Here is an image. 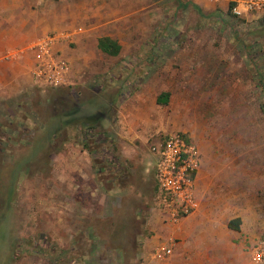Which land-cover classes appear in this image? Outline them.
Returning <instances> with one entry per match:
<instances>
[{
  "label": "rangeland",
  "instance_id": "374dc122",
  "mask_svg": "<svg viewBox=\"0 0 264 264\" xmlns=\"http://www.w3.org/2000/svg\"><path fill=\"white\" fill-rule=\"evenodd\" d=\"M12 4L15 39L2 61L30 58L34 65L35 43L62 34L51 25L57 10L79 8L72 19L84 37L69 42L80 62L74 85L34 83L1 93L0 264H174V254L159 253L165 246L203 264H259L251 249L264 238V91L257 83L264 74V21L246 22L227 8L199 13L176 0H0L2 18ZM92 4L101 13L96 27L87 16ZM2 18L0 36L8 32ZM104 36L120 44L118 55L98 48ZM144 88L168 92L169 102L159 106L165 131L149 145L154 155L167 134L181 132L196 140L203 164L212 167L213 184L221 187L213 199L226 205L215 223L217 244L203 232L194 238L198 244H167L165 232L164 244H144L158 217L156 157L148 173L126 161L116 175L106 158L121 160L110 132ZM151 112L155 128L159 115ZM87 119L93 124L81 127ZM84 129L94 138L90 149L100 146L97 155L84 146ZM73 149L90 154L95 178L83 180L87 187H77L71 167L63 168ZM239 212L245 218L235 239L227 220ZM195 223L186 218L176 225Z\"/></svg>",
  "mask_w": 264,
  "mask_h": 264
},
{
  "label": "crops",
  "instance_id": "0c3cea01",
  "mask_svg": "<svg viewBox=\"0 0 264 264\" xmlns=\"http://www.w3.org/2000/svg\"><path fill=\"white\" fill-rule=\"evenodd\" d=\"M190 1L203 12L216 11L218 9H226V8L229 11L230 6L232 5L233 7V5L235 4V0H190ZM27 10H30L29 13H31L32 11L31 8H26L24 11L27 12ZM68 11H69L68 13H64L62 10L55 11L56 14L53 15L52 17L54 19V24H51L50 21L47 22L46 24H49V26L55 25L56 27L59 28V31L63 34V36H65V39L64 38L61 39L60 48L62 51V55L65 58H67V60L70 61L73 68L74 77L76 78L75 76L77 72L76 64L77 63L80 64V62L75 58L76 56L72 53V49L69 46V42L81 41V38L84 37L83 36L84 33L81 31L80 28L77 29L72 19L74 17L77 18L80 16V9L74 8L73 10L69 9ZM65 14L69 15V17L65 18ZM88 14L89 15L87 16H89L90 19L89 22L93 21L92 25H95L96 27L101 20L100 19L101 17L99 19H96V15L101 14L99 13V8L94 7L92 4L91 7H89ZM105 17H106L105 19H108L110 16L109 17L105 16ZM0 18L2 17L0 16ZM240 18L246 22H250V23L254 22L256 24L257 23L262 24V22L264 21V12L244 13L243 17ZM14 19H15V5L12 4V6L9 7L6 15L2 18L1 21L3 24L8 25V29H7L8 32L7 34H3L2 36H0V56L3 54V50L5 49V47L7 46L6 48H9L11 44H13L12 41L15 39L14 30L12 27V25L15 23ZM64 19L68 21L65 23L63 22ZM32 67H33V59L30 58L28 60L27 59L23 60L21 57L15 60L13 59H9L7 61L0 60V96L1 93L5 95H9V94L11 95L12 93L15 94L16 91L22 92V90L25 88H31L35 83L32 75ZM162 94L161 92L154 93L153 91L144 88L139 93H136L135 97L129 99V101L132 100L134 101L132 102L128 110L124 108L126 104L121 109L119 113V126L117 127V129H114L113 132H110V136L113 137L114 139L115 149L118 153H120L121 160L120 159L116 160L112 153H111L112 156H110L109 154V157H106L110 165L109 166L110 170L114 169L112 170L114 172L113 173L114 175L117 174L115 172H117L120 169V167H124V164H127V162L129 161H133L136 165V168L138 169L141 168L140 173L142 174L148 173V171L150 170V166H152L154 157L156 156L154 155L153 148L150 147L149 145L152 143H157L156 142L157 139L154 138L155 133L165 131L163 125L160 122V120H162V117L160 115L161 113L159 106L163 104L158 102V99L159 97L160 98L162 97L161 96ZM152 110L159 115V120H155L157 128L152 127L151 124V122H153L152 119L150 118ZM200 150L202 149L200 148ZM76 151L77 150L72 152L71 161H70L71 165L63 168L71 167V171L73 173L72 176L74 179L73 181L77 187H80V185L86 186V183L83 182V180L86 177L92 176L93 178H95V174L93 173L92 170L93 169L92 161L89 156L90 154H86L87 155L86 157L83 151H78V152ZM201 153H202V159L196 176V195L198 200V208L193 214L185 218H182V219L188 218V222L195 221L196 223L190 225H184L183 227H181L176 225L178 222L175 224H170L165 222L162 216L159 213H157V216L159 218L156 217V220L151 221L152 229L155 230V234L152 235L151 237H147L144 241V244H164L161 242L159 236L163 232H165L166 235H168L169 237L171 236V239L169 240L170 242L167 244H198L194 238L197 237L198 234L202 232L207 234L209 233L213 234V244H217V238L215 237L217 232V227L215 226L216 225L215 223L219 221L218 220L219 218L224 219L225 217L224 209L226 208V205L222 201L223 199L222 200L213 199L215 195H217L218 192L221 191V187L220 189H218L219 187L214 186L212 172H211L212 167L208 164H203V152L201 151ZM85 157H86V162L84 161ZM123 162L125 163L123 164ZM86 166L88 170L87 172H85ZM130 169L131 168H129V170H126L128 171V174L130 173L129 172ZM76 178H79L78 182H76ZM231 209H234V206H232ZM236 210L238 212V207H236ZM237 217L241 218V223L239 224L240 229L239 230L231 229L228 224L232 219H235ZM244 218L245 215L241 212L235 215L231 214L229 216L227 220V227L231 232L230 234L232 238L236 239L238 237L237 233L242 234L241 229ZM177 237L182 238V242L180 241L179 243H175V241L172 240L174 238L177 239ZM176 249L177 247L172 249V254L175 255V260H172L175 261L174 264H203L202 260L198 258L182 259V257H180V252H175ZM153 254L154 252L153 253L151 252L150 255Z\"/></svg>",
  "mask_w": 264,
  "mask_h": 264
},
{
  "label": "built area",
  "instance_id": "2783aa9c",
  "mask_svg": "<svg viewBox=\"0 0 264 264\" xmlns=\"http://www.w3.org/2000/svg\"><path fill=\"white\" fill-rule=\"evenodd\" d=\"M232 14L264 12V0H235ZM63 34L47 35L34 45L35 62L32 69L34 82L39 86L74 85L75 77L69 60L60 48ZM202 153L189 135L173 132L166 135L157 149L154 165L155 210L165 222L175 224L193 214L198 208L196 176ZM162 255H170L171 247H162ZM252 259L264 263V238L251 249Z\"/></svg>",
  "mask_w": 264,
  "mask_h": 264
},
{
  "label": "trees",
  "instance_id": "16d2710c",
  "mask_svg": "<svg viewBox=\"0 0 264 264\" xmlns=\"http://www.w3.org/2000/svg\"><path fill=\"white\" fill-rule=\"evenodd\" d=\"M176 1L178 2V6H180V7L187 8L188 6H192L199 13H201V10L196 5H194L192 2H184V0H176ZM231 9H232V5L229 8V11H228L229 14H232ZM98 47L103 52H105L109 55H114V56L118 55L120 53V50H121L120 44L116 40L111 38L110 36L101 37L98 40ZM259 73H260V75H258V79H257L258 82L257 83L259 84V86L262 87V89L264 91V74L261 72H259ZM161 96L162 97L161 98L159 97L158 102L162 103V104H166L168 102V93L164 92ZM262 110L264 111V104H262ZM79 124L82 127V126L91 125L93 123H90V119H87V120H83ZM82 134L84 137V141H83L84 146L86 148H89V150L91 151V153H93V155H97L96 153L99 151L98 148L100 146H95V149H90L91 147H90L89 141H94L93 136H91V134H89V132H87L85 129L82 131ZM240 223H241V218L237 217L235 219H232L228 225L231 229L239 230L240 229V226H239Z\"/></svg>",
  "mask_w": 264,
  "mask_h": 264
}]
</instances>
